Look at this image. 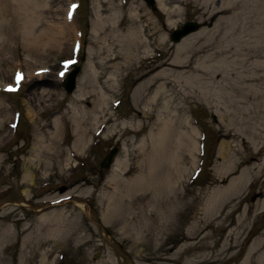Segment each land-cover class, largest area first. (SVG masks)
<instances>
[{
	"label": "rangeland",
	"instance_id": "rangeland-1",
	"mask_svg": "<svg viewBox=\"0 0 264 264\" xmlns=\"http://www.w3.org/2000/svg\"><path fill=\"white\" fill-rule=\"evenodd\" d=\"M155 1L158 0H154L151 8L143 0H27L24 5L20 0H0V264H40L44 253L47 254L44 264H242L253 244L255 249L250 257L257 261V242L261 241L264 249V210L257 211L252 205L257 199L253 194L258 183L264 182V167L259 178L255 176L254 169L250 171L252 175L248 180L252 184L241 187L237 192H229L227 196L221 195L214 211L210 210L207 200L212 190L227 187L240 167L258 164L262 157L252 156L247 148H243L246 144L241 146L239 143L240 152L244 150L246 153L244 162L226 172L227 163L219 155L221 142L226 139L224 129L215 113L193 102L188 110L185 109V115L192 120L198 132L194 151L196 159H192L195 164L181 154L170 132L166 134L164 146L172 149L166 147L165 151L163 143L154 148L155 162H146L138 151L137 140L147 135L152 119H142L144 125L141 130L132 132L142 115L140 107L143 101L137 108L133 107L132 95L140 83L134 75L146 62L143 49L140 48L138 57L129 60L128 64L117 59V69L109 68L103 72L101 58L111 39L104 36L108 32L107 24L104 29L98 27L99 15L105 19L106 14L118 10L119 16L115 17L124 26L126 16L130 12L136 13L140 16L137 22L144 23L145 33H155L152 43L164 33L163 43L153 44L154 48L149 51L155 62L163 58L164 50L171 51V45L175 43L170 40L173 28L198 20L197 0H163L164 11L157 8ZM78 2L79 6L74 9ZM107 4L113 7L112 11L104 9ZM169 9L178 15L172 18L175 25L166 28L163 25L166 19L164 12ZM68 10L75 39L72 47L69 46L68 30L61 24L64 12ZM26 15L34 21L35 29L48 30V26L54 23L60 26L65 32V38L60 39V49L50 45V48L46 46L37 52H27L22 47ZM212 23L203 24V28L208 30ZM51 31L48 30L49 33ZM79 34L82 37L81 48L78 47ZM91 67L95 68L98 84L103 85L107 103L103 106L104 117L98 114L99 118L95 117L93 122L88 117L81 118V125L88 129L89 139L85 148L77 152L73 146L71 123L65 120L58 132V127L55 129L51 121L53 118L62 119L61 116L64 119L73 117L69 110L70 100L77 88L80 89V82L87 78ZM74 68H78L74 87L67 92L64 81ZM15 71L29 77L13 93L8 89L17 88L18 84L15 85L12 79ZM114 71V90H107L103 84L104 74ZM44 72L48 75V82L34 84L35 74ZM89 81V84L95 83V80ZM108 115L109 119L103 122ZM16 117L19 122L15 130ZM99 121L104 123L101 129L97 127ZM55 142L58 143L54 145ZM167 142L175 144L177 149ZM112 146L118 149V161L113 167L110 164L103 169L99 163ZM145 150L151 151V148L146 147ZM160 150L163 151L161 157L158 156L161 155ZM167 152H172V155ZM172 159H175L173 165ZM143 166L151 168L147 171L150 174L147 175L149 189L138 191L133 196H123L121 203L117 199V214L108 215L107 223L103 222L102 215L108 205L106 198L112 188L115 191L118 188L120 193L122 184L117 182L135 179ZM180 168L185 169L182 174ZM168 175L171 179L170 176L167 179ZM168 180L174 186L172 183L169 185ZM171 185L172 191L169 190ZM157 189L162 191L157 193L160 195L153 193ZM50 197L52 199L48 200ZM237 201L240 202L235 210L227 212ZM79 203L85 206V211L76 207ZM248 205L250 208L244 210ZM50 209H55L52 210L53 216L61 226L58 234L54 235H49L44 226H36V215L48 212L46 210L51 212ZM140 213L144 219L140 220ZM239 214L246 216L242 226L234 223ZM223 216H226L224 227H218ZM124 220L135 228L132 236L120 232ZM203 235L205 239L201 243L205 248H196L193 244L198 236L202 238ZM245 262L249 264L250 258Z\"/></svg>",
	"mask_w": 264,
	"mask_h": 264
},
{
	"label": "bare ground",
	"instance_id": "bare-ground-1",
	"mask_svg": "<svg viewBox=\"0 0 264 264\" xmlns=\"http://www.w3.org/2000/svg\"><path fill=\"white\" fill-rule=\"evenodd\" d=\"M26 1L27 0H20L22 5L27 3ZM197 2V4L199 5L197 7L196 4L198 13V20L196 22L198 28L195 31H192L184 37L180 38L177 42L173 43L171 45V51L164 50L162 53L163 58H161V60L157 62L152 60V56H149V51L150 49L154 48L153 44L158 45L160 43H163V40L165 38L164 33H161L159 39H155V41H153L152 43L151 40H154L153 36L155 35V33H145V29L142 26L144 23L141 25L139 24V22H137L140 16L136 13L130 12L129 16H126L124 26H121L122 22H120L115 17L116 15L119 16L118 10L113 14H106L105 19L103 16H100L99 13H95L99 15V17L97 16L99 21L98 27L104 29V26L107 24L108 32L103 34L104 36H108L111 39V44L105 47V55L103 56V58H101V66L104 68L103 72L109 68L117 69V59L122 61L123 64H128L129 60L131 61V59L138 57L140 48L143 49V54L146 55V62L143 63L142 70L134 75L135 79L140 81V83L137 85L132 95L133 107L137 108L141 101H143L142 108L140 107V110L142 109V115H140V119H137L134 127L132 126V132H138L139 130H141L140 127L144 125L142 124V119H152L147 135L142 137L140 136L137 140V143L139 144L138 151L140 152L141 156L146 159V162L156 160L154 158V148L158 146L160 147L166 139V134L170 132L173 133L175 144L178 146L181 154L186 156L193 165L195 164L194 160L192 159L196 157V153L194 154V151H196L198 132L197 128L192 125V120H190L187 115H185V109L188 110L189 105H191V103L193 102L199 103L203 107L215 113L218 117V121L220 122V126L222 127V129H224L223 133L226 139H223V141L221 142L219 155L221 156L222 160H225L227 163L226 172L231 171L234 166L244 162L243 159L246 153L244 150L240 152L238 148L239 143L241 144V146H243V143H245L246 145L243 148H247L252 156L259 155L260 157H262L261 161L258 164L253 163L252 166L250 165V167H240L236 175H234L229 180L227 187L219 190H212L211 194L208 196L207 203L210 205V210L214 211L221 195L224 194L227 196L229 192H237L241 187H246L247 185L252 184V182L249 183L248 180V178H251L252 173L250 171L252 169H254L255 176L257 175L258 178L260 177V173H263L264 0H197ZM155 3L159 10L162 9V11H164V9L166 8L163 0H158L157 2L155 1ZM109 5L110 4H107V8H103L105 10L112 11L113 7ZM131 9L133 10V8ZM169 10L170 11L165 10L164 12L166 19L163 25H165L166 28L175 25L172 18L177 17L178 15L177 13H175V10ZM170 12H172V14ZM64 13L65 16L62 18L61 24L64 25V29L68 30V34L70 37V39H68L71 40V44L69 42V46L72 47L73 44L75 45V39L73 37L74 32H72L73 29L71 27L72 22L69 18L70 11L68 10ZM27 16L28 15H26V17ZM28 18L30 17H27L23 27L24 33L22 47L26 51L28 50L29 52L33 53L37 52L43 47H49L50 45L58 49L62 45L60 39L62 40L65 38L63 37L65 36V32L60 29V26H56L55 23L54 25H49L48 30H52L49 33L45 28L35 29L34 21H30ZM115 20H117L116 24H114ZM149 21L151 20L149 19ZM205 23H212L210 25L211 27L208 30H205V28H203V24ZM154 30L156 29L154 28ZM57 36L59 37L57 38ZM116 71L109 75L104 74L105 79L103 84L107 90H111L114 88ZM89 72L90 73L87 75V78H84L80 82V89H78L79 87L77 88L76 92L74 93V97L70 100L71 104L69 110L74 118L72 116H67L68 118L65 117L66 119H64V116H61L60 118L62 119L53 118V120L51 121V124L55 127V129H57L58 127V132L60 127L62 126L61 124H64L65 120L71 123L74 136L73 146L76 149L75 151L77 152H81L85 148L89 139L88 129L85 127V125H81V118L88 117L89 120L91 119V122H93V120L95 121V117L97 118L98 114H100L99 116L104 117V115H102L104 110L103 106L105 103H107V99L105 96L106 93H104L103 85L98 84L97 80L95 79V68L91 67ZM39 74H35V78L37 79L33 78L34 84L40 82L46 83V81L48 82V75L45 74V72ZM28 77L29 76L27 74H22L20 84L28 79ZM93 78L95 80V83L93 82ZM89 80H91L93 84H89ZM89 85L91 86L90 88ZM86 106L88 107V109H85ZM15 114L17 115V113ZM108 119L109 115L102 121L104 122ZM99 122H97V127L101 129L104 127V123ZM111 127L113 128V126ZM106 130L107 128L105 129V131ZM56 143L58 142H55L54 145ZM167 144H170V142H167ZM175 144H172V146H175ZM164 145L165 143L163 144V146ZM146 147H150L151 151L147 150L146 152ZM166 147L165 151L167 150ZM170 149H172V147ZM160 151L161 155L158 156L161 157L163 151ZM168 154L172 155V152ZM118 157L116 156L113 159L111 165L112 167L118 161ZM164 157L166 156H163L162 158ZM174 160L172 159L171 164L174 162ZM66 161L69 160L67 159ZM149 168V166L145 168L143 166L139 174L133 180L129 179L123 182H119V180L117 182L118 184H122V188L120 189L122 193H119L118 188L116 191L114 188H112V192L109 193L108 198H106L108 201V205L106 207V212L102 215L103 222L107 221L108 215H114V213L117 214V203L122 201L123 196H130V194L133 196L134 194H136V192L141 190L143 191L145 188H148L147 180L149 179V177L147 175L150 174H147V171H149ZM182 170L184 172L185 169H181L180 173ZM169 176L170 175L167 176V179ZM167 179L165 177V180ZM130 183H132L133 185H130ZM148 183L150 184V181ZM168 183L169 185L171 183L173 185V182L170 183L169 180ZM168 183L167 185L165 183L164 184L168 186ZM174 183L176 184L175 181ZM172 185L169 186V190H171V187L174 186ZM166 186L165 189L168 190ZM147 191L148 190H146V192ZM156 191H153V193L155 192L157 194L160 190L157 189ZM88 192L89 191H87L86 193ZM161 192L162 191H160L159 193ZM118 194L119 197L117 198ZM253 195L257 196V199L252 206L257 211L264 210V182L258 183V187L256 188V191ZM50 199L52 198H48V200ZM117 199H119L118 202ZM239 202L240 201H237V203L231 206V208H228L227 212L235 210V208L239 205ZM169 205L170 204H168V206ZM76 207L85 211V206L83 204L79 203L76 205ZM249 208V205L248 207L245 206L244 210H248ZM172 209H174L173 206ZM50 210L51 212L49 210H46L48 212L36 215V226L39 228L44 226V229L47 230L49 235H54V233L60 231L61 226H59V222H57L55 215L53 216V212L55 211V209ZM140 214V220L144 219L142 213ZM225 218L226 216H223L219 219L220 222L218 223V227H224L223 224L225 222ZM54 219H56V221ZM166 220H169V218ZM245 221L246 216L239 214L237 216V220L234 221V223L237 226H242L245 224ZM134 229V227H130L126 220L122 222V226L119 228L121 233L127 235L130 234L131 236L133 235V232H136ZM203 239H205L204 235L202 238L198 236L196 239L197 242L193 245H195L196 248H205V246L201 243ZM253 247L251 249L249 248L243 262L246 263L245 261L250 258L249 264H264L263 243L259 241L256 244L257 249L255 254H257V261H253L250 257L252 255L251 253H253L252 251L255 249V247ZM46 256V253L42 254V263L40 264H44L43 261Z\"/></svg>",
	"mask_w": 264,
	"mask_h": 264
},
{
	"label": "water",
	"instance_id": "water-1",
	"mask_svg": "<svg viewBox=\"0 0 264 264\" xmlns=\"http://www.w3.org/2000/svg\"><path fill=\"white\" fill-rule=\"evenodd\" d=\"M146 4H148L151 8H153L154 0H143ZM198 28V25L196 22H184L181 24L178 28H174L170 33V40L172 42H177L180 38L184 37L188 33L195 31ZM78 72V68L72 69L67 77L66 81L64 83V90L67 92H70L74 87V78ZM117 153V147L112 146L108 152L105 154V156L100 161L99 165L103 169H107L114 157Z\"/></svg>",
	"mask_w": 264,
	"mask_h": 264
},
{
	"label": "snow or ice",
	"instance_id": "snow-or-ice-1",
	"mask_svg": "<svg viewBox=\"0 0 264 264\" xmlns=\"http://www.w3.org/2000/svg\"><path fill=\"white\" fill-rule=\"evenodd\" d=\"M73 7H75V6H73ZM70 63H71V62H70ZM65 67H68V65H65ZM63 74H64V73H61V76H63ZM19 79H20V78L18 77V78H17V82H18V83H19ZM8 90H9V91H14L15 89L9 88Z\"/></svg>",
	"mask_w": 264,
	"mask_h": 264
}]
</instances>
